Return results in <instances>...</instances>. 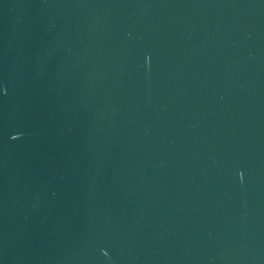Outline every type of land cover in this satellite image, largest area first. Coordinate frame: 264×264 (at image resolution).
Here are the masks:
<instances>
[{
    "label": "water",
    "instance_id": "1",
    "mask_svg": "<svg viewBox=\"0 0 264 264\" xmlns=\"http://www.w3.org/2000/svg\"><path fill=\"white\" fill-rule=\"evenodd\" d=\"M0 264H264V0H0Z\"/></svg>",
    "mask_w": 264,
    "mask_h": 264
}]
</instances>
